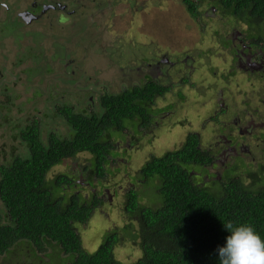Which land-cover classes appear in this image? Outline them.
Instances as JSON below:
<instances>
[{
  "label": "trees",
  "instance_id": "1",
  "mask_svg": "<svg viewBox=\"0 0 264 264\" xmlns=\"http://www.w3.org/2000/svg\"><path fill=\"white\" fill-rule=\"evenodd\" d=\"M161 1H167L170 12L176 13L175 21L165 19V26L174 32L172 47L197 31L204 33L200 29L204 25L198 22L203 4L212 6L213 19L221 24L217 26L241 24L242 32L236 37L241 43L229 66L234 70L242 57L245 67L241 70L259 84L251 98L264 97V68L247 67L248 57L239 54H264V0ZM218 33L216 29L214 34ZM133 80L130 87L106 92L87 110L76 109L74 103L82 97L78 90L77 98L62 105L52 98L46 113L60 115L67 127L65 134L42 128L40 118L28 115L32 119L20 127L24 150L0 162L4 204L0 206V264H40L41 258L45 260L42 264H221L218 249L231 235L224 226L229 222L234 227L253 226L264 240V132L258 139V156L249 149L237 150L234 162L221 174L207 175L211 181L193 174L192 168L215 165L214 149L203 146L197 133L186 132L182 142L151 155L136 171L144 179V190L131 187L125 192V226L106 232L93 252L84 248L79 229L89 223L105 199L98 191L83 194L74 189L79 183L75 174L59 172L50 179L49 172L65 159L87 152L91 157L81 169L96 187L113 173L115 159L125 153L114 136L125 140L124 136L136 133L138 140L140 132L150 129L149 116L146 119L143 114L150 112L149 104L157 105L163 98L167 103L160 108L178 113L185 106L184 93L177 94L172 85L147 74L141 81ZM88 101L85 96L80 103ZM229 127L236 129L232 121ZM43 130L49 133L46 137ZM144 191L151 203L143 201ZM125 240H138L140 245L141 255L132 263L114 255L115 247ZM11 249L12 260L7 257Z\"/></svg>",
  "mask_w": 264,
  "mask_h": 264
},
{
  "label": "rangeland",
  "instance_id": "2",
  "mask_svg": "<svg viewBox=\"0 0 264 264\" xmlns=\"http://www.w3.org/2000/svg\"><path fill=\"white\" fill-rule=\"evenodd\" d=\"M12 1L4 0L8 7H3L2 11H7L8 18L2 17L0 30L7 19L16 18V12L11 13V6L18 4L23 7V0ZM98 1L84 0V3L92 5ZM170 1L176 4L179 0ZM101 2L104 6L99 9L100 16L96 15L97 22H100L104 14L106 17L99 25H88L87 19L77 18L76 26L80 29L74 42L77 55L61 54L62 44L65 43L63 38L71 31L64 27L65 24L61 28L45 27L46 31L42 35L27 36L31 43L25 42V51L22 54H10L11 56L6 54L7 43L2 42L0 35V162L4 156L10 158L13 153H21L24 150L25 143L20 136V127L25 126L28 115H35L42 120L44 117V128L65 134L67 127L62 118L46 113L45 106L50 107L52 98L73 100L78 97L79 94L75 93L78 90L82 94L79 102L85 96L88 99L91 96L87 102L89 107L92 106L93 98L97 100L99 89L111 92L124 89L135 83L134 78H144L146 74L159 77L160 81L182 89L186 97L184 109L179 113L175 109L160 108L166 106L167 100L159 99L155 108L161 109L160 114L156 115L150 129L138 134V140L135 138L136 133L124 136L125 140L118 135L114 136V140L125 153L115 159L113 173L107 174L105 182L94 189L84 177L78 178L84 194L97 191L100 193L103 190L102 193L105 194L102 196L105 199L103 206L95 212L89 223L79 229L82 244L90 252L101 245L106 232L125 226L124 191L129 187H135L138 191L144 190V179L138 176L136 171L151 155L159 154L167 147L173 148V145L182 142L186 132L197 133L203 146L214 149L217 161L208 168L194 166L192 172L211 181L212 176L207 175L218 172L221 174L224 167L234 162L236 154L231 151L233 147L242 152L246 151L247 147L251 154L258 156L257 146L260 141L253 137H260L261 132H264L263 126L254 131L247 127L250 132L253 131V137L242 135L239 131L241 126L245 128V118L248 121L250 114L258 112L256 108L264 106V97L251 98L256 94L255 84H259L241 70L245 64L239 60L240 64L234 70L229 66L235 49L241 43L236 38L238 32H242L241 24L231 26L227 23L217 26L221 24L213 19L216 16L212 6L209 3L203 4L204 13L198 22L204 25V28L200 27L204 33L197 31L195 36L191 35L182 41L180 46L175 42L172 47L169 43L174 32L169 25L165 26V19L175 21L176 13L170 12V4L167 1ZM88 8L92 7L85 8V17L89 14ZM56 14L57 12L49 13V18H55ZM118 17L123 24L117 21ZM66 19L69 26L75 25L71 15L66 14ZM229 21L232 20L228 18ZM10 23L14 21L11 20ZM20 26L15 25L13 33L19 31ZM8 29L11 30L12 27H6V31ZM216 29L219 30L218 34H214ZM29 44L33 47L30 48ZM83 45L89 46V49H85ZM156 53H159L158 62L155 59L151 63L148 58ZM188 54L190 63L188 57L182 58V62H187L185 68L178 59ZM8 56L10 61H14L13 64L7 63ZM67 61L69 65L74 63V70H71L70 66L68 69L64 67ZM158 64L161 66L160 71ZM254 64L250 66L253 69L261 66L259 59L254 61ZM222 77L227 78L225 82L219 80ZM239 117L243 118V121L238 122ZM234 120L233 126L236 129L231 130L230 121ZM129 132H132V129ZM43 136H47L44 130ZM230 137H233L231 141ZM90 157L86 152L65 159L52 168L49 178L53 179L59 172L78 175V169L87 164ZM105 188H108L107 192ZM146 196L144 191L143 201L151 203L152 200H148ZM1 203L0 199V206ZM114 255L123 262H134L141 255L138 240H125L115 247Z\"/></svg>",
  "mask_w": 264,
  "mask_h": 264
},
{
  "label": "flooded vegetation",
  "instance_id": "3",
  "mask_svg": "<svg viewBox=\"0 0 264 264\" xmlns=\"http://www.w3.org/2000/svg\"><path fill=\"white\" fill-rule=\"evenodd\" d=\"M102 6H104V3L101 2V0H99L97 3H94L92 5H88V4L86 5L84 3V0H50V1H45V2H40L37 0H23V7L21 5L14 4L13 6H11V13L16 12V18L15 19L14 18L7 19L6 22L1 25V30H0L2 42L7 43L6 54H9V55L10 54H22L25 51V42L31 43L30 40L27 38V36H33V35H39V34L42 35V33H44L46 31L45 27H60L61 28L65 24L64 27L71 29V31L68 32L63 38V40L65 39V43L62 44L63 50H62L61 54H75V55H77L76 54L77 52L74 51V47L76 46L74 44L75 38L77 37L78 33L80 32L79 27L76 26L77 18L81 17L83 19H87L88 21H86V22L88 23V25H91L90 23L99 25V23H101L103 21L102 19L104 17H106V15L104 14L102 16V18L100 19V22H97L98 18L96 17V15H99V9L100 8L102 9ZM3 7L5 8L8 6L6 3H4V0H0V22H1L2 17L8 18V16L6 15L7 11L5 13H3V11H2ZM87 7H92V8H88L89 14L87 17H85V8H87ZM16 9H18V10L16 11ZM52 12H55V13L57 12L55 18H49V13H52ZM66 14L72 16V23L73 24L75 23V25H71V26L68 25V21L66 19ZM11 20H13L14 23L11 24L10 23ZM117 21L118 22L121 21L119 17H118ZM17 24L21 25L20 26L21 28L16 33H13L15 25H17ZM120 24H123V23L120 22ZM8 26H11L12 29L11 30L8 29L6 31V27H8ZM86 28H88L87 25H86ZM50 31H52V29H50ZM4 37H5V39L3 40ZM2 42L0 44H2ZM29 46H30V48L33 47L32 44H29ZM84 46H85V49H89V46L83 45L82 47H84ZM88 53H89V51H87L86 54H88ZM30 54H32L31 50H30ZM157 54H159V53L152 54V56L150 58H148L151 61V63L155 59H156L155 61L158 62V59H157L158 55ZM179 54H182V53H179ZM239 54H243V57H245V55L248 57V62L246 64H247V67H250V66L255 65L254 64L255 55L261 54V52L260 51L259 52H251L249 54H246V52L241 51ZM2 55H5V54H2ZM10 56H8L9 61L7 63L10 62V64H13L14 61H10ZM237 56H238V54H237ZM183 57H188V63H190L189 54H188V56L187 55L180 56L178 61L182 62ZM263 58H264V56H260V58H259L260 64H261L260 68H264V59ZM239 60H242V57ZM176 63H178V62H176ZM182 63H183V67L187 68V66H186L187 62L184 61ZM69 66H70L71 70H74V63H71L69 65V61H67L66 64H64V67L66 69H68ZM158 66H159V71H160L161 70L160 64H158L157 67ZM136 70L139 71V69H136ZM157 71H158V68H157ZM154 77L157 78V80L159 79V77H156V76H154ZM141 79L142 78H139V81H141ZM173 88L175 91H177V94H180L182 92V89L176 88L174 86H173ZM103 95H104L103 90L99 89L98 98H97V100H95L93 98L92 106L94 104L99 103L100 102L99 97H101ZM90 98H91V96L89 97V99ZM65 101H67V99L60 100V98L56 97L54 103L55 104L60 103V105H62L63 102H65ZM74 104H75V106H77L76 109L86 108V110H87L90 107V106L88 107L87 102L85 104L84 102L80 103L78 101V102H75ZM149 107H150V112H147L145 110L143 114L147 115L146 119H148V116H149L148 123L150 125L153 122V120L155 119L156 115L160 114V111H159V109L156 110L155 107H157V106L155 104L151 103V104H149ZM90 108H92V107H90ZM154 108H155V110H154ZM256 109L258 110V112H256L255 114H250L248 121H247V118H245V128H243L241 126V129L239 130L242 135L248 134L251 137H253L252 132L254 130H257L258 127L264 126V115H263L264 114V112H263L264 106H260L259 108H256ZM57 115H58V117H60V115L58 113H57ZM28 119H26V121ZM238 120H239L238 122L243 121V118L239 117ZM40 121L42 123V128H44V122H45L44 117H43V120L41 119ZM233 122H235V120L232 121V123ZM247 127H250V129H253V131L250 132V130L247 129ZM53 131H57V130H53ZM46 134H49V133L46 132ZM232 138L233 137H230L229 140L231 141ZM253 138L259 139L260 137H253ZM237 139L239 140L238 137H237ZM245 149H247V147ZM237 150H235V147H233L231 149V151H234V153ZM220 153H222L224 155L228 154L227 152H220ZM5 157L6 156L3 157V162H5V160H6ZM78 172H79L78 175H76L74 173L75 176L77 177V181H79L78 178L84 177L87 180V182L89 183L90 178L85 177V175H86L85 171L82 169H78ZM89 185H90V183H89ZM76 188L83 191L81 189V181H79V183L75 184L74 189H76ZM93 188L95 189V187H93ZM129 188H131V187H129ZM129 188H127L124 191V195H125V192ZM79 190H76V191H79ZM105 191L107 192L108 188H105ZM102 192L100 193V197L105 196V194H103ZM95 193H97V192H95ZM110 199H111V197H110ZM103 204L101 205V207L103 206ZM101 207L99 206V208L97 210H99ZM7 257L11 260L13 259V249H11L8 252ZM46 260H49V259H46ZM44 261L45 260H43L41 258L39 260V263L42 264Z\"/></svg>",
  "mask_w": 264,
  "mask_h": 264
},
{
  "label": "clouds",
  "instance_id": "4",
  "mask_svg": "<svg viewBox=\"0 0 264 264\" xmlns=\"http://www.w3.org/2000/svg\"><path fill=\"white\" fill-rule=\"evenodd\" d=\"M241 61L245 63L243 59ZM102 90L104 94L111 93L110 90ZM224 226L231 235L227 236L226 245L218 249L221 264H264V240L253 226L242 224L234 227L231 222Z\"/></svg>",
  "mask_w": 264,
  "mask_h": 264
}]
</instances>
